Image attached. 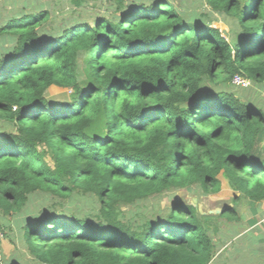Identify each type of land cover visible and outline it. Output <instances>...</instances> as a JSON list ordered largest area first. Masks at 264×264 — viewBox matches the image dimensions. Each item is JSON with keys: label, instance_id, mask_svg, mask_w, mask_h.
Listing matches in <instances>:
<instances>
[{"label": "trees", "instance_id": "16d2710c", "mask_svg": "<svg viewBox=\"0 0 264 264\" xmlns=\"http://www.w3.org/2000/svg\"><path fill=\"white\" fill-rule=\"evenodd\" d=\"M205 1L235 19V38L174 0H110L108 16L58 26L26 10L1 26L13 42L0 52V214L40 193L98 204L26 212L18 240L39 264H208L234 232L220 221L240 216L234 205L201 213L174 192L213 195L225 180L233 204L264 201V103L252 97L264 86V0ZM50 86L69 99L47 98Z\"/></svg>", "mask_w": 264, "mask_h": 264}, {"label": "rangeland", "instance_id": "374dc122", "mask_svg": "<svg viewBox=\"0 0 264 264\" xmlns=\"http://www.w3.org/2000/svg\"><path fill=\"white\" fill-rule=\"evenodd\" d=\"M146 2V0H143ZM178 8L185 9L189 13L201 14L204 20L214 27H217L223 35L231 40L235 38L237 33L236 21L233 18H230L224 14L213 11L210 8V5L206 3L205 0H174ZM110 0H83L79 6H74L71 0H0V28L5 24V22L17 15L22 14L23 11L32 10L38 12L42 9H46L51 14L52 23L56 26L65 24L66 21L73 20L78 15L79 17L85 18L91 23V16H97L100 14H105L108 16L110 14ZM12 36L5 34V32L0 31V52L5 48H8L12 44ZM81 66V65H80ZM79 77L82 78L81 69L78 68ZM253 87V82H251L250 87ZM253 90V89H252ZM254 93L252 97L259 98V102L264 103V86H261L259 89L254 88ZM70 90L66 88H58L55 86H50L46 90L47 98L55 99H69ZM0 121V126H2ZM2 131V129H0ZM198 192V191H197ZM197 192L189 191L186 189H180L175 191L173 195H176L178 198H184L188 202L195 204L199 210L207 214L209 211H212L213 214L215 209H222V206H235L238 215L249 214V207L251 202L247 201L245 198H240L238 201L233 204V196H237V193H234L230 190L225 180H222L220 191L216 194H199ZM172 194V193H171ZM171 196L168 197H151L145 202H140L144 207L149 206L150 208L144 209V213L149 215L151 212L152 204L154 206L163 207L166 205ZM53 205L59 210L65 212L78 214L80 216L92 212L98 208V204L95 201L94 197L86 194L82 195L79 193H74L70 198H59L51 194H37L29 198L23 208L19 212L10 215L0 214V222L2 224L1 232L2 242L0 244V256L4 262L9 260H16L18 264H39L34 257H32L26 250L23 244H21L19 239L18 227L21 225L23 217L27 211H36L43 206ZM125 211L131 210L135 211V207H124ZM221 226L220 230L234 226L241 222H227L225 220L220 221ZM242 226V224H239ZM241 226L238 230L241 229ZM231 228V227H230ZM233 231V230H232ZM1 233V234H2ZM221 234H224L223 232ZM225 234H228L225 231ZM249 243L255 244L252 238L249 239L246 237L243 240H233V243L230 244L231 251H229V256L235 260H239L241 263L245 262L246 259H250L251 255L246 253V249L250 245ZM225 253H223L224 255ZM249 261V260H247ZM252 261L247 262L250 264ZM237 263V262H236Z\"/></svg>", "mask_w": 264, "mask_h": 264}, {"label": "crops", "instance_id": "0c3cea01", "mask_svg": "<svg viewBox=\"0 0 264 264\" xmlns=\"http://www.w3.org/2000/svg\"><path fill=\"white\" fill-rule=\"evenodd\" d=\"M248 211L249 214L240 215L241 222L230 226L234 232L228 234V239L218 247L208 264H247L249 261H252L250 264H264V201L251 202ZM239 224H242V226ZM240 226L241 229L238 230ZM246 237L252 238L255 244L249 243L250 245L245 251L251 255V258L241 263L239 260L230 257L228 253L229 251L232 252L231 247L234 245L230 246V244L233 243V240L238 239L239 241ZM223 253L225 254L223 255Z\"/></svg>", "mask_w": 264, "mask_h": 264}, {"label": "built area", "instance_id": "2783aa9c", "mask_svg": "<svg viewBox=\"0 0 264 264\" xmlns=\"http://www.w3.org/2000/svg\"><path fill=\"white\" fill-rule=\"evenodd\" d=\"M232 83L235 85H239L243 88L247 87L249 85V81L245 78H242L241 76L235 75L232 79ZM2 237L1 231H0V239Z\"/></svg>", "mask_w": 264, "mask_h": 264}, {"label": "water", "instance_id": "95a60500", "mask_svg": "<svg viewBox=\"0 0 264 264\" xmlns=\"http://www.w3.org/2000/svg\"><path fill=\"white\" fill-rule=\"evenodd\" d=\"M200 212H201V213H204V212H202L201 210H200ZM218 212H220V210H219V209H215L213 213H218ZM208 213H212V211H209Z\"/></svg>", "mask_w": 264, "mask_h": 264}]
</instances>
